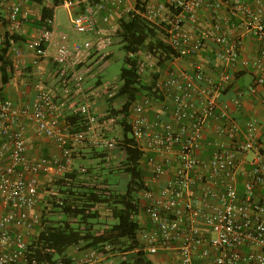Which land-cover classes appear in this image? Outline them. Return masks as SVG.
Wrapping results in <instances>:
<instances>
[{"label":"built area","instance_id":"built-area-1","mask_svg":"<svg viewBox=\"0 0 264 264\" xmlns=\"http://www.w3.org/2000/svg\"><path fill=\"white\" fill-rule=\"evenodd\" d=\"M0 1L5 10L0 20V48L6 35L25 37L24 41L11 42L8 48L11 73H19L30 82L39 64L47 61L64 99L76 93L86 79L95 77L107 61L108 54L104 51L113 44L118 28L101 27L96 16L106 26L112 11L121 17L135 10V5H127L125 0H100L93 4L90 0H60L68 13L76 10L69 15L73 30L95 38L82 44L77 42L71 49L61 38L55 42V53L51 56L48 44L53 36V18L46 19L42 27L29 30L28 19L33 7L39 11L38 2ZM82 1L90 5L83 12L79 9ZM142 1V16L149 23L159 25L161 18L168 19L164 30L168 46L177 54L173 60L196 56L210 40L221 68L217 83L198 64L193 65L190 74L169 71L164 79L158 78L157 93L170 100V104L159 105L161 112L169 109L167 121L159 116L149 119L147 113L153 104L148 97L129 108L131 137L143 154L141 160L145 161L156 187L138 194L141 210L138 250L145 258L177 257L179 264H264V144L260 140L264 124L252 119L240 128L218 101L231 72L249 71L253 85L248 92L257 96L261 89L260 100L264 105V0H243V5L230 4L229 0ZM204 2L213 11L221 5L229 6L233 13L242 10L241 36L224 33L221 21L200 34L187 32L184 24L196 23ZM45 3L51 7L52 0ZM244 36L254 38L257 44L250 58L241 55ZM32 85L34 97L29 102L16 105L0 100V158H8L6 164H0V264H36L28 245L37 236L41 223V214L36 209L39 175L63 174L77 147L109 151L116 147L115 139L104 136L99 117L87 105L67 106L45 81L35 80ZM2 87L0 83V91ZM240 97L238 94L235 99L237 105ZM68 107L72 114L84 117L88 126L85 131H70L64 117ZM213 118L218 119L215 138L205 142L204 131ZM26 121L34 124L37 136L54 141L60 150L58 157L28 160L23 130ZM243 164L251 168L242 169ZM80 172L84 173L85 168ZM238 176L242 179V197ZM112 250L109 245L102 251L88 249L71 264H116L107 261L128 254Z\"/></svg>","mask_w":264,"mask_h":264},{"label":"trees","instance_id":"trees-1","mask_svg":"<svg viewBox=\"0 0 264 264\" xmlns=\"http://www.w3.org/2000/svg\"><path fill=\"white\" fill-rule=\"evenodd\" d=\"M40 5L38 18L28 19V27L40 28L48 18H53L54 8L61 5L60 0H53L51 7L43 5L40 0H35ZM90 0V4L97 3ZM144 2L136 0L135 10L121 16L118 20V31L115 33L114 41L120 44L124 52V64L119 75V86L114 96L107 98V116L112 118L119 116V127L122 137L116 140L115 149H119L125 156L123 172L129 176L124 187L118 186L116 192L108 187H81L77 182L76 174L67 171L63 177L59 176L53 183L56 192L47 197V215L44 210L41 214V223L38 227L37 236L33 237L28 245L30 257L34 258L36 264L56 263L71 264V259L65 255L67 249L80 246L81 249H92L102 251L109 245L112 251L128 253V261H120L119 264H152L144 257L139 249L137 234L140 230L138 219L140 213L139 193L150 189L144 179L145 170L140 165L142 153L136 148L134 139L131 137L129 125V108L141 96L159 100L155 84L157 74H153V80L149 86L141 82L139 69V54L144 51L157 60V66L164 69L166 63L177 57V54L167 44V34L157 25L149 23L142 16ZM85 7H81L83 12ZM25 37L5 36L3 47L0 48V83L6 84L11 74V62L7 55L11 42L24 41ZM99 84V83H97ZM122 99L124 103L120 110L112 107V102ZM4 100V99H0ZM94 114V113H93ZM84 117L79 113L70 114L66 117L71 126L72 133L85 131L87 125ZM105 136V135H104ZM106 137V136H105ZM95 148V147H91ZM110 150V151H114ZM109 152V150H106ZM105 157V153L103 154ZM87 185V184H85ZM101 187V186H99ZM50 190V188H46ZM97 206H104L109 212L113 222L99 233L94 232L93 221L100 218ZM44 208V209H45ZM59 215L58 220L50 217ZM50 216V217H48Z\"/></svg>","mask_w":264,"mask_h":264},{"label":"crops","instance_id":"crops-1","mask_svg":"<svg viewBox=\"0 0 264 264\" xmlns=\"http://www.w3.org/2000/svg\"><path fill=\"white\" fill-rule=\"evenodd\" d=\"M45 2L46 0H43V4H46ZM93 2L96 1L94 0ZM97 2H100V0H98ZM135 2L136 0H125V3L131 6L132 5L134 6ZM229 2L230 4L240 3L243 5V0H229ZM83 6L85 8H89L90 7L89 2L82 1L79 9H81V7ZM47 7L50 6L47 5ZM34 9H32L31 17L32 19L34 18L37 19L36 17L37 10ZM96 17H97V24H100L101 27L108 28L109 26H111L113 27V29L118 28V20L120 16L117 11H112L109 25L106 26L99 21L98 16ZM242 19H243L242 10L233 13L230 10L229 6L221 5L217 10L213 11L210 10L204 2L201 8L198 10L196 23L194 24L185 23L184 29L193 35L200 34L203 31L209 30L215 22L221 21V30L224 33H227L230 37H235V36L237 37V36H241L242 34V30L240 27V23ZM167 20L168 19L166 17L161 18L159 21L160 24L157 25L160 29H163V31H165L164 29L168 27ZM32 28L28 27L29 30ZM88 36H90V40L84 41V43L93 41L95 38V36L93 35H88ZM55 41L56 38H54L53 36L51 42L48 44V54L51 56L54 55L55 53V45H54ZM256 48H257V44L254 38L250 36L242 37V46H241L242 56L247 58L252 57V55L256 51ZM108 59H109V55L107 57V61ZM194 64H198L204 70L206 75L211 77L215 81V83L218 82V72L221 68V64L218 61V59L215 57V47L210 40L207 41L205 48L196 56L184 57L177 60L172 59L171 61L167 62L166 66L168 68L166 69L165 72L159 71L160 74L158 75V78L164 79L169 71H174L176 73L186 72L190 74L191 71L193 70ZM26 65L30 67L29 64ZM38 67L39 68L38 70H36L37 71L36 74L32 78V81L30 82H27L19 73H11L7 83L3 85L0 91V99L9 100L16 105H21L24 102H29L34 97L32 82H34L35 80L45 81L47 85L59 96V99L66 102L67 106H71L72 104H78L79 106L80 102L82 101L85 102V105L89 107L90 112L96 114L99 118L102 119L101 122H102L103 134L107 138H114V136H112L114 131H116L115 135L117 137H122L121 130L119 132L117 129L111 130L112 118L111 119L105 118L107 116L106 100L107 98H110L116 94L118 87L115 89L109 88V86L103 88L101 80H98L97 82L94 83V86L92 87L90 86L87 88L84 87L83 84L85 82H83L76 93H73L72 95H69L67 99H64L63 90L59 88V86L56 84V80L53 75V70L50 69L49 62L44 61L41 64H39ZM230 76L231 77L227 82V85L225 86L224 89H222V91H220L218 95L219 103L226 107L229 116L240 125V128H243L245 123L252 119L257 121L258 123L264 124V105L260 100V95L262 93V90L259 89L258 91L259 94L257 96L251 95L248 92V88L253 85V80L250 75V72L249 71L238 72L234 70L233 73L231 72ZM89 79L90 78L86 80ZM97 83L99 84L97 85ZM157 94L160 95L161 99L159 100L151 99L153 105L149 108L147 115L150 120H154L159 116L161 120L167 121L169 119V113H168L169 109L167 110V112H161L159 111V105L162 102H167L170 104L169 102L170 100L163 93L162 94L157 93ZM238 94H240L241 97L239 100V104L237 105L235 103V99L238 96ZM143 97L145 96H141V99ZM137 101H139V99ZM122 103H124L122 99H116L112 102V107L115 110H117L118 105L119 104L121 105ZM71 112L72 109H69V107L66 108L64 110V117L69 116ZM216 123H218L217 118H213L209 120L208 126L204 131L205 142H211L214 140L215 138L214 128ZM23 128L26 137L27 157L29 161L32 162L40 156L58 157L60 155V150L52 139L40 137L36 135L33 123L26 121L25 123H23ZM260 140L264 144V133L261 135ZM74 152L76 154L72 155L71 165L65 172L69 171L71 172V174L73 173L76 174V178H77L76 180L78 183H80L79 179H82L83 176L79 174L80 169L77 167L89 166L91 170L94 169V171L101 170L102 172H104L106 171V169H109V171H114L111 165H113V162L115 163V160L117 159L116 158L117 155L113 152L111 153L99 148H88V146L77 147L74 150ZM104 153L106 154L105 157L103 156ZM7 161H8L7 156L0 158V164H6ZM140 165L146 172V177L144 179L146 185L150 189H154V188L156 189V187L152 183L151 174L145 165V161L141 160ZM250 168L251 166L248 164L242 165V169L249 170ZM102 172L101 173L96 172L97 175L95 176L97 180H99L103 184L105 183L101 187H108L109 189L112 190L113 189L119 190V187L116 186L115 184H112L107 179V176H103L104 173L102 174ZM111 174H115V172ZM64 175L52 174V173L49 174L41 173L39 175L38 177L39 203L36 208L38 211H42L45 207L49 206L47 204V197L50 193L54 194L56 192L53 183L56 181L57 177L59 176L63 177ZM89 177L90 176L86 177V179H89ZM237 183H238L239 196L242 197L243 186H242V179L240 176H238L237 178ZM46 188L47 189L50 188V190L48 191L46 190ZM139 215L141 216L140 213ZM101 219H103V217H101ZM106 219L107 221L111 220L109 218ZM111 221L113 222V219ZM105 227L106 225L104 226V228ZM85 251L86 250L81 249L80 246H75L67 249L65 255L69 257L71 261H73L79 258ZM127 256L129 255L128 254L122 255L116 258L111 257V259L108 260L107 262L114 261L116 262V264H118L117 262L120 261H124V260L128 261ZM146 259L152 262V264H179V260L177 257L168 258L167 256L164 255L147 256ZM198 263L199 262H195V264Z\"/></svg>","mask_w":264,"mask_h":264},{"label":"rangeland","instance_id":"rangeland-1","mask_svg":"<svg viewBox=\"0 0 264 264\" xmlns=\"http://www.w3.org/2000/svg\"><path fill=\"white\" fill-rule=\"evenodd\" d=\"M43 2V1H42ZM34 9V8H33ZM34 10L38 9L35 7ZM76 12V10H71L69 13L67 11V9L63 6V5H59L57 7L54 8L53 11V36L54 38H56V41L59 42V40L61 38L64 39V42L66 44V46L71 49V46L73 44H77V42L79 43H84V41H89L90 40V36L85 35V34H78L76 33L73 28H72V24L70 23L69 20V15H74V13ZM5 16V10L3 5H1V1H0V20ZM52 36V38H53ZM52 40V39H51ZM55 41V42H56ZM105 53H107L109 55V59L108 61L98 70V72L96 73L97 75L95 77L90 78L89 80H86L85 83L83 84L84 87H92L94 86V83L97 82L98 80H101L102 82V86L103 88L109 86V88H117L120 84L119 82V75H120V70L122 67L125 66L124 64V57L125 54L124 52L121 50L120 48V44H118V42L113 41V44L111 46H109L105 51ZM139 63H140V68H142V71H139L140 74V79L141 82L146 85L149 86L153 80V74H157L159 75V71L165 72L166 69L168 68L167 66L164 67V69H161L157 66V60L149 55L146 54L144 51H142L139 54ZM98 85V84H97ZM145 97H147L145 95ZM117 102V101H116ZM123 104V103H122ZM122 104L118 105V110L121 109ZM80 105H85V102H80ZM96 115V114H95ZM97 116V115H96ZM98 117V116H97ZM111 119V118H110ZM101 118H99L100 124H102L101 122ZM112 123H111V130H115L117 129L118 132L120 131V127H119V120H120V115L119 116H113L112 117ZM116 131L113 132L114 139L119 140V138L121 137H117L115 135ZM116 136V137H115ZM110 137V136H109ZM91 148V147H88ZM109 152H113L115 153L116 156V160L115 163L113 162L112 169H114V171H109V169H106V171L102 172L100 171H96L97 173H104L103 176H107V179L112 183L115 184L116 186H121L124 187L127 183V181L129 180V176H127L124 172H123V167H124V154L117 148L114 151H109ZM76 153L73 152V155H75ZM106 156V154H105ZM79 169L81 168H85V172L81 173L80 171V175L83 176L82 179L80 180L79 185H81V187H96V188H102L99 186L104 185L102 182H100L99 180L96 179V172L93 170H91V168L89 166H82V167H77ZM98 169V168H97ZM115 172V174H111ZM89 177V179H86V177ZM87 184V185H85ZM116 192H119L118 189H113ZM120 190V189H119ZM96 209L99 211V216L100 218L96 221H93V229L94 232H100L101 230L104 229V226L107 224H110L112 221V218L109 215V212L107 211V209L104 206H97ZM45 212V216L47 215L46 212V208L43 209ZM106 214V215H105ZM59 215H53L52 214V219L54 220H58L60 217H58ZM101 217H103V219H101ZM106 218L111 219L110 221ZM138 219V216L136 217V220ZM129 258V256H127Z\"/></svg>","mask_w":264,"mask_h":264}]
</instances>
